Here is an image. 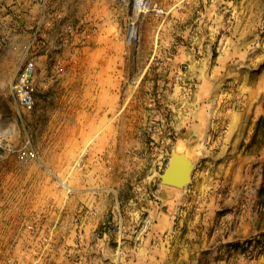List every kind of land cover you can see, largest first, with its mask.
Returning <instances> with one entry per match:
<instances>
[{
  "label": "rangeland",
  "instance_id": "rangeland-1",
  "mask_svg": "<svg viewBox=\"0 0 264 264\" xmlns=\"http://www.w3.org/2000/svg\"><path fill=\"white\" fill-rule=\"evenodd\" d=\"M39 1L31 112L12 93L17 43H0V264L57 250L87 189L111 201L96 239L156 220L158 264H264V0H127L77 23ZM174 153L186 188L162 181ZM42 222L41 246L23 243Z\"/></svg>",
  "mask_w": 264,
  "mask_h": 264
},
{
  "label": "crops",
  "instance_id": "crops-1",
  "mask_svg": "<svg viewBox=\"0 0 264 264\" xmlns=\"http://www.w3.org/2000/svg\"><path fill=\"white\" fill-rule=\"evenodd\" d=\"M126 1L50 0L58 7L57 14H60L62 19L76 23L92 20L96 15V7L122 6L126 4ZM40 3L39 0H0V43L2 45H4L3 42L12 43L11 47L17 43L14 58L18 62L26 46L31 43V29L39 23L37 20ZM3 47L6 48V46ZM1 48L2 46H0ZM17 70L18 67L12 83ZM100 178L105 182V179L109 177L103 175ZM86 192L87 194L91 193V195L85 205L83 207L77 205V207L71 208L67 212L65 220L63 219L57 228L53 239L57 250H49L47 253L41 250L37 254L38 251L33 252L35 249L32 251L29 246L27 250L31 252L22 256L23 264H158V222L155 220L143 225L141 221H125L124 218L120 217V232L118 235L106 233L103 238L96 239L95 231L100 229L105 216L108 215L106 210L110 208L111 201L109 196H96L94 194L97 192L96 189H87ZM100 199H102V202H99ZM118 214H122L120 209ZM45 228H47V225H44L43 222L40 223V229L43 230L39 231V237L38 235L36 237L27 235L22 242L30 243L33 246H41V239H44L42 236L47 233ZM118 241L123 246L120 256L123 260L122 263L121 259H115L113 253V245ZM101 251H103L102 254H100ZM107 257L109 262L104 263ZM154 258H156V262Z\"/></svg>",
  "mask_w": 264,
  "mask_h": 264
},
{
  "label": "built area",
  "instance_id": "built-area-1",
  "mask_svg": "<svg viewBox=\"0 0 264 264\" xmlns=\"http://www.w3.org/2000/svg\"><path fill=\"white\" fill-rule=\"evenodd\" d=\"M29 49V45L26 46L19 59L18 70L12 83V93L18 106L31 112L37 106L38 87L36 82L37 62L34 57H30ZM64 188L67 194L72 192L71 187L66 183Z\"/></svg>",
  "mask_w": 264,
  "mask_h": 264
},
{
  "label": "water",
  "instance_id": "water-1",
  "mask_svg": "<svg viewBox=\"0 0 264 264\" xmlns=\"http://www.w3.org/2000/svg\"><path fill=\"white\" fill-rule=\"evenodd\" d=\"M192 170L193 166L186 156L174 153L161 178L165 184L182 188L191 181Z\"/></svg>",
  "mask_w": 264,
  "mask_h": 264
},
{
  "label": "trees",
  "instance_id": "trees-1",
  "mask_svg": "<svg viewBox=\"0 0 264 264\" xmlns=\"http://www.w3.org/2000/svg\"><path fill=\"white\" fill-rule=\"evenodd\" d=\"M259 123H260V124H261V123L264 124V119H261ZM250 243H251V245H253V247L258 248V247L262 246L263 249H264V241H258L257 244H255V245H254V243L252 244V242H250Z\"/></svg>",
  "mask_w": 264,
  "mask_h": 264
},
{
  "label": "bare ground",
  "instance_id": "bare-ground-1",
  "mask_svg": "<svg viewBox=\"0 0 264 264\" xmlns=\"http://www.w3.org/2000/svg\"><path fill=\"white\" fill-rule=\"evenodd\" d=\"M192 165H193V163H191ZM182 188H186V186L185 187H182Z\"/></svg>",
  "mask_w": 264,
  "mask_h": 264
}]
</instances>
